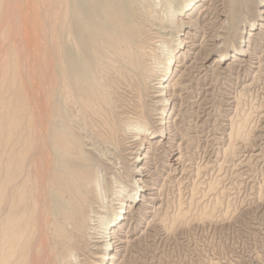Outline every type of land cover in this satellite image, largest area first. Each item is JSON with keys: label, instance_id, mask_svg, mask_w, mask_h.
Instances as JSON below:
<instances>
[{"label": "bare ground", "instance_id": "1", "mask_svg": "<svg viewBox=\"0 0 264 264\" xmlns=\"http://www.w3.org/2000/svg\"><path fill=\"white\" fill-rule=\"evenodd\" d=\"M30 1H37L39 5L41 3L43 10L38 14L39 32L45 44L48 38L52 42L47 43L51 46L45 45L49 48L44 46L43 56L37 62L34 58L35 62L21 60L18 48L21 50L23 47L16 46L15 41V45L10 44V47L7 44L8 54L5 50L7 47L0 49L1 53L3 51L8 55L0 60V264H110L116 257L113 233L122 230L125 224L133 220L135 227V222H139L149 212L152 201L158 198L149 194L147 185L151 180H144L143 183L139 176H142L143 167H148L157 156L159 148L154 144L165 139L167 142L164 121L170 117L168 115L175 114L174 106L177 103L173 91L175 88L176 91L180 90L178 87L184 74L181 62L184 58L190 59L192 54V47L185 39L191 38L188 30L192 27L190 25L204 14L205 10L201 11V8L205 1ZM6 2L0 0V17ZM224 2V14L221 16L226 24H223L225 31L210 39L211 44H206L210 48L198 50V53L206 56L205 63H209L211 54L216 51L218 55L212 64L218 62V65H223L228 55L233 59L238 54L242 55L256 32L255 39L264 32L261 18L264 0ZM195 10V15H192ZM22 11L15 19L18 23L22 21ZM16 21L15 25L18 24ZM11 24L8 21L2 25L0 39ZM191 60L197 62L198 59ZM208 66H211V62ZM36 74V83L33 84L31 77L35 79ZM246 117L238 123L233 122L230 127L228 135L231 143L225 146L228 153L234 151L235 140L246 144L252 135L250 126L249 130L245 128L250 119ZM168 145L163 149H169ZM176 148L179 149V146ZM171 157L180 159L177 153ZM208 185L205 191L201 190L203 195L211 194L209 191L217 188L213 183ZM218 200L216 202L219 203ZM137 202L140 203L138 207ZM190 205L193 207L192 203ZM191 206L188 205L189 208ZM209 207L204 204L198 208L199 213L196 215L209 219L211 223L215 216L213 211L216 210ZM188 209L172 213L169 221L167 218L169 224L161 222L166 227L162 226L169 228L166 231L176 229L178 224L180 226ZM95 238L98 241H94ZM87 244L91 250L93 244L97 245L94 247L96 252L90 253L91 262L88 256L86 261L79 254Z\"/></svg>", "mask_w": 264, "mask_h": 264}, {"label": "rangeland", "instance_id": "2", "mask_svg": "<svg viewBox=\"0 0 264 264\" xmlns=\"http://www.w3.org/2000/svg\"><path fill=\"white\" fill-rule=\"evenodd\" d=\"M204 1L206 3L204 2L201 8V11L205 10L204 14L201 15L202 17L201 16L199 17V20L197 19L199 22L194 21V23L190 25L192 27H190L188 30L191 38L185 39L193 50L192 49L190 50L192 53L191 58L190 59L188 58L189 60L187 58H184L183 61L181 62L184 68L180 64V68L182 67V71L184 72L179 83L180 85L178 84L180 86L178 87L180 90L176 91L175 88V90L173 91V93H175L174 96L177 99V100L175 99V102L177 104L175 105L176 107L174 106V113L178 116V119L176 118L177 116L175 114L173 116L168 115L170 117L165 118L166 119L164 121L166 122L165 130H167V133L166 132L164 133L168 134L167 142L166 139L165 140L163 139L164 141H159L156 142L157 144L156 143L154 144L156 147L159 148L156 151L157 154V156L155 157L156 159L154 158V160L151 161V164L148 165V167H143L142 169L143 171H141L142 176H139L142 178L143 183L144 180H148V181L151 180V183L149 181L150 187L149 185H147L148 191L150 193L147 190L146 193L153 194L155 195L156 198L157 197L158 198L152 201L151 206H149L150 209L148 210L149 212L142 219H140L139 222H135V227L133 220L131 221V223L128 222L127 223L128 225L125 224L121 228L122 230H119L120 232L117 229H115L117 231L113 233L112 239L114 241L112 240V243L114 246L113 251L116 253L115 256L118 259L115 257L110 264H115V263L116 264H264V73H263L264 63H262V61L264 60V36H262L264 35L263 34L264 32L258 36L259 38L257 37V39H255L257 36L256 35L257 32H256L254 36L251 37L250 42L247 45L246 51H244L242 55L240 54L236 55L234 59L232 57H229L228 55L227 60L223 65H218V62H214L212 64V60L214 59V57L218 55V52L216 51L211 54L212 59L209 61V63H205L204 61L206 59L205 58L206 56H204L203 53L202 54L198 53V50L202 47H208L206 46V44L207 45L211 44L210 39L214 38V36H216L217 34L222 35L220 33L225 31L226 24L224 22V18L221 15L224 14L223 12L224 4L226 2H224L225 0H215V1L204 0ZM4 8L1 12L0 28L2 27L1 29H3L2 25H5L6 22L8 21H10V24L12 21V24L8 28L9 30L6 32V34L4 35L2 34L1 36L0 40L2 46L0 45V49L1 48L5 49L7 47V44H9L8 47H10L11 45H15L14 44L15 41L17 44L16 46L22 45V47L26 49V50L24 49L25 50V55H24L23 48L20 46L22 48L21 49L22 52L20 48H18L20 52L21 60L31 62V60L33 61L35 59L36 62L37 60L39 61V59L43 56L44 53L43 48L51 46L47 43L52 42V39L47 37L48 39L46 44L48 46H45L46 44L44 43V39L42 38L39 32L40 26L38 24L39 21L38 14H40L43 10L41 3L39 5V2L37 1L31 2L30 0L29 1L7 0ZM261 9L263 12L261 13V18L263 19L264 22V5L261 7ZM20 11H22L23 13L21 14L20 17V20L22 21L18 23L15 19H17V16L20 14L19 13ZM195 12L196 10L193 12L192 15H195ZM198 15L199 14H197V16ZM209 16L211 17V19H209L210 18ZM221 17L223 18V21ZM15 21L18 23L17 25L14 24ZM208 25L210 26V28L208 27ZM244 25L248 26V24H244ZM218 29H220V31ZM263 29L262 31H264ZM207 37L209 38V40L207 39ZM199 41L200 44H198ZM251 41L255 43H252ZM4 45L5 47H3ZM8 47L7 49H5L6 52L8 51ZM2 53L0 54L1 55L0 60H3L8 57L7 55L8 52L7 54L5 53L2 54ZM247 54L249 55V57ZM4 55H6L7 57ZM28 56H30L31 58L29 57V59L27 60L26 57ZM193 58L198 59L197 62L196 60H191ZM199 58L201 61L199 60ZM35 60L33 62H35ZM210 62H211V66L209 67L208 64L210 65ZM227 62L229 63L231 62V65ZM215 65L217 68L215 67ZM223 66L225 69L223 68ZM226 66L229 68H227ZM243 66L245 68L244 70H243ZM213 67L215 68L210 70V68ZM195 69H198V71ZM189 73L191 76L189 75ZM252 74H255V76ZM256 74L259 78L256 77ZM252 76L254 77L253 80L251 79L253 78ZM184 77L186 79H184ZM36 79H37V74L35 75V79L33 78V76L31 77V80H33L31 82L33 84L36 83L35 81ZM187 79H189L190 81L192 79L193 80L192 82H190ZM257 79H259V81H257ZM248 81H251L252 84L251 82H249L248 84ZM192 88L194 90H192ZM243 89L245 90L243 91ZM30 90L32 91L31 88ZM187 92L190 96L187 94ZM238 93L241 94V96ZM234 95L235 96L237 95L236 98H234L235 97ZM239 96L240 98H238ZM237 99L239 100V102ZM180 102H182V104ZM245 114L250 115L249 117L250 119L247 118ZM244 117L249 119L247 120L248 124H246L247 127L245 128L246 129L248 128L249 130V126H250L251 128L250 132L252 135L251 136L249 135L250 138L249 140H247L246 144H244L242 141H238V140H235L238 142L234 141L235 149L233 152H231L232 154L234 153L232 158L231 153H228L226 151L228 145L231 143L228 135L230 134L229 129L232 128L231 126H233V122L238 123V121L239 122L242 121ZM173 120L175 121L173 122ZM170 124L174 128L171 127ZM169 127L172 130H170ZM251 130L254 132H252ZM167 145L170 146L171 149L170 148L163 149V147H167ZM178 146L179 149L176 148ZM178 150H180L181 153ZM174 153L179 154L180 156L179 160H174V158L171 157V155ZM226 153L227 155L228 154L229 155L227 156ZM169 158L171 159L170 161L168 160ZM177 166H178V170L176 169ZM184 166L185 168H182ZM171 168L173 172L170 170ZM112 170H114L113 167ZM109 176L111 175H107V177ZM139 177H136V179ZM200 183H202V185ZM208 183L209 184L213 183L217 185L216 186L217 188L215 187L216 189H214L213 191L211 190L212 192L209 191V193L211 194L207 193L208 194L207 195L204 193L205 195H203L201 190L205 191L209 186ZM199 184L201 186H198ZM197 186L199 188H197ZM193 189H196V191H194ZM225 189L227 190V192L225 191ZM178 192L180 193L181 196L179 195ZM221 193L223 195H221ZM192 195L193 196L195 195L194 198ZM202 195L203 196L207 195V197L204 198L202 197ZM211 195L212 198H210ZM189 198L194 199L195 201L194 200L191 201L189 200ZM198 198L199 199L203 198V199L199 201L197 200ZM217 198H219L218 201L219 203L221 202V204L216 202ZM208 199L211 200L209 201ZM198 201L200 203H198ZM188 202L190 204L192 203L193 207L190 204H188ZM196 203L197 205H195ZM139 204L140 203L137 202L136 207H138ZM204 204L210 206L209 208L211 209L213 208L216 210V212L213 211L215 216H213L212 218L213 221L211 220V223L210 221H208L209 219H202L200 217H197L196 215L199 213V209ZM188 205L189 207L191 206V208H189ZM228 208L230 211L227 210ZM179 209L181 210L183 209V211H186V209H188L190 213H188L189 211L186 212L187 215L185 213L186 215L184 216L185 220H182L183 223H180L181 224L180 226L179 224L178 225L176 224L177 227L176 229L175 228L172 229L173 232L166 231L169 228H165L166 226L161 222L169 224L168 221L170 220V217L173 214H175ZM191 215L193 218L191 217ZM194 215L196 216V218ZM217 215H219L218 221H216ZM223 215H228V216L223 217ZM153 216L155 219L153 218ZM163 216L166 218L164 219ZM189 216L192 219L189 218ZM162 217L164 221L163 220L160 221V218ZM187 218L190 219L188 220V222H186ZM202 221L205 223H203ZM162 225H164L165 227ZM125 228H127L128 230ZM120 239L123 243L120 241ZM95 240H97V238H95L94 241ZM94 244L92 246L93 250H91L88 244L84 245V247L81 248V250L84 251L82 252L80 250L79 252L80 258H82L83 260L85 259L86 261L88 259V261L91 262L90 253H92L93 251L96 252V249L94 247L97 245L94 246ZM86 248L88 249L86 250ZM84 253L86 255H84ZM86 256H88L87 259Z\"/></svg>", "mask_w": 264, "mask_h": 264}]
</instances>
